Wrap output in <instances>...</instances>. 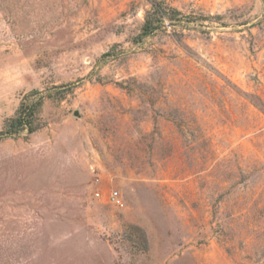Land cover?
<instances>
[{"label": "rangeland", "instance_id": "obj_1", "mask_svg": "<svg viewBox=\"0 0 264 264\" xmlns=\"http://www.w3.org/2000/svg\"><path fill=\"white\" fill-rule=\"evenodd\" d=\"M0 264H264V0H0Z\"/></svg>", "mask_w": 264, "mask_h": 264}, {"label": "trees", "instance_id": "obj_2", "mask_svg": "<svg viewBox=\"0 0 264 264\" xmlns=\"http://www.w3.org/2000/svg\"><path fill=\"white\" fill-rule=\"evenodd\" d=\"M163 13L164 12L162 10H156L152 14L149 13L144 20L140 35H147L153 32L161 19L164 18ZM39 101L40 98L25 102L23 101L18 109L16 116L8 120L7 128L3 133H1V135H12L25 127L28 131H31L32 118L34 116L36 107L39 104Z\"/></svg>", "mask_w": 264, "mask_h": 264}, {"label": "built area", "instance_id": "obj_3", "mask_svg": "<svg viewBox=\"0 0 264 264\" xmlns=\"http://www.w3.org/2000/svg\"><path fill=\"white\" fill-rule=\"evenodd\" d=\"M116 192L112 193L111 197L113 198V200L116 202V203H119L120 200L116 197Z\"/></svg>", "mask_w": 264, "mask_h": 264}, {"label": "water", "instance_id": "obj_4", "mask_svg": "<svg viewBox=\"0 0 264 264\" xmlns=\"http://www.w3.org/2000/svg\"><path fill=\"white\" fill-rule=\"evenodd\" d=\"M74 114H75V115H78V111H75Z\"/></svg>", "mask_w": 264, "mask_h": 264}]
</instances>
